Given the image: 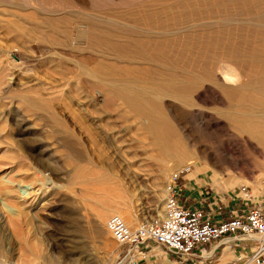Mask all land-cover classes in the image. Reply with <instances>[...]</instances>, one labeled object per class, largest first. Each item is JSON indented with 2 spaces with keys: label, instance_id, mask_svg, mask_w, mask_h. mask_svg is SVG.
Here are the masks:
<instances>
[{
  "label": "rangeland",
  "instance_id": "374dc122",
  "mask_svg": "<svg viewBox=\"0 0 264 264\" xmlns=\"http://www.w3.org/2000/svg\"><path fill=\"white\" fill-rule=\"evenodd\" d=\"M150 11L176 24L180 64L199 75L193 107L159 95L163 110L206 149L204 130L215 131L219 155L235 165L201 172L200 162L159 159L144 120L106 92L104 79L94 84L78 67L94 60L87 44L77 49L68 38L82 17ZM234 56L239 66L228 62ZM189 57L198 62L188 65L183 59ZM108 62L133 71L124 61ZM133 85L152 86L144 78ZM224 86L233 87V99L241 98L251 113L240 119L264 120V0H0V261L114 264L126 246L104 229L106 219L118 214L134 228L160 215L170 177L183 166L193 170L180 173L175 184L191 179L201 193H192L198 204L233 209L240 184L249 186L254 201L262 200L261 149L216 114L228 107ZM208 152L213 160L215 152ZM19 187H28V195ZM230 250L238 257L252 248L241 240ZM142 252L140 264H179L154 243ZM230 256L224 264L242 263Z\"/></svg>",
  "mask_w": 264,
  "mask_h": 264
},
{
  "label": "bare ground",
  "instance_id": "6f19581e",
  "mask_svg": "<svg viewBox=\"0 0 264 264\" xmlns=\"http://www.w3.org/2000/svg\"><path fill=\"white\" fill-rule=\"evenodd\" d=\"M124 18L129 20L125 21ZM63 23L65 25V22ZM69 23L70 20L66 19L67 26ZM140 24H143L144 28H141ZM175 25V23L167 24L166 19L160 17L156 11L147 12L143 16L135 13L108 17L91 15L82 17V24L76 26L68 38L71 45L77 49L82 44H87V48H85L92 53L94 60L89 65L78 67L86 71L84 74H87L94 84L104 79L101 82L107 87H105L106 92L114 98L121 99L131 111L144 120V129L150 135V140L154 142L159 159L165 157L180 162H200L205 165L199 168L201 172L208 168L214 172L216 168H226L223 163H233L235 160L225 159L226 157L219 155L218 151L221 149L219 141L213 136L216 132L210 131L207 127L203 133V137H209L205 140V143H208V149L215 152V157L212 160L208 149L201 144V140L195 137L190 139L192 135L185 131L180 132L174 126L160 102L159 95L179 101L187 107L194 105L191 92L197 85L199 75L191 72L192 68L188 70L180 64L182 57L176 48L178 46L177 30L172 28ZM81 34H86V36L83 35L85 41ZM129 50L132 53L129 54ZM100 56L101 59H97ZM110 59L130 64L133 71L121 72L115 64L108 62ZM183 60H189L188 65H195L194 61L198 62L197 58L193 60L192 57ZM209 60L214 59L211 57ZM238 60V56H234L228 62L234 64V62L238 63ZM243 72L244 66L241 65L240 73ZM130 74L134 75L130 76ZM141 78L151 83L152 86L148 90L138 89L133 85L135 80L138 81ZM234 90L230 86L223 87L228 107L222 111L217 110L216 114L229 123L232 131L245 135L250 141H253L261 149L259 155L262 157V155L264 156V120L248 123V121L240 119V117L249 116L251 113L243 109L241 98L233 99L232 92ZM40 105L43 106L41 103ZM180 115V113L176 114L178 120ZM119 159L121 158L119 157ZM211 162L212 164L208 165ZM183 167H189L188 174L193 170L192 165ZM214 175L216 176V174ZM19 192L22 196L28 195V187H19ZM2 205L6 207L3 202ZM121 219L125 223L122 217ZM239 238L251 246L255 242L252 238ZM254 246H257V242Z\"/></svg>",
  "mask_w": 264,
  "mask_h": 264
},
{
  "label": "built area",
  "instance_id": "2783aa9c",
  "mask_svg": "<svg viewBox=\"0 0 264 264\" xmlns=\"http://www.w3.org/2000/svg\"><path fill=\"white\" fill-rule=\"evenodd\" d=\"M188 169L182 168L170 177L172 184L167 186L160 215L152 216L134 228H129L117 214L106 219L104 229L118 245L126 246L114 264L124 260L132 262L134 249H139L137 256L143 257L142 247L148 243L161 247L167 256L178 258L179 264H206L219 251V242L226 239L230 249L238 246L242 240L239 237L260 241L256 247L250 245L252 250L249 255L241 256V264H264V196L262 200L254 201L249 186L240 184L236 189L238 205L233 209L228 207L224 213L218 205L206 207L198 204L199 200L189 206L181 198L180 185L175 184L179 174ZM191 185L197 189L194 183ZM0 264L7 263L0 261Z\"/></svg>",
  "mask_w": 264,
  "mask_h": 264
},
{
  "label": "crops",
  "instance_id": "0c3cea01",
  "mask_svg": "<svg viewBox=\"0 0 264 264\" xmlns=\"http://www.w3.org/2000/svg\"><path fill=\"white\" fill-rule=\"evenodd\" d=\"M183 179H184V181L179 184L180 185L179 187H181V189H182L181 190V198H182V200L185 201V203L187 205L193 206V205H195V203L197 202V200L194 198L195 196H192V193L193 194H197V196L199 197L198 191L196 189H194L193 186L191 185L193 183L191 181V179H189V178H183ZM194 190H196V192H194ZM226 241H227L226 239L223 240L224 243H226ZM223 242L222 241L219 242V244H220V248L219 249H221V251H223V252H221V255L217 257L218 259L213 264H224L225 263V260L229 257V254H233V256H230V257H233V259H236V260L237 259H240V257H241V256H238V257L235 256V253L232 252L228 248L227 243L225 245H223L222 244ZM246 245H248V244H246ZM253 246H254V244H253ZM125 250L126 249L119 250L118 253H117V255L118 254H123L125 252ZM138 252H139V249L132 250V253H131L132 255H131V259H130L132 262L126 263L127 260H124L121 264H140V263H143L145 257H141L140 259H138L137 261H135L139 257V256H137ZM142 254H144V252ZM165 255H166V253H165ZM214 255L212 256V258L209 260L208 263H210V262L213 261L212 259H213ZM168 257L169 256L166 255V258H168ZM168 261L169 260H166V262H164L163 264H167Z\"/></svg>",
  "mask_w": 264,
  "mask_h": 264
}]
</instances>
